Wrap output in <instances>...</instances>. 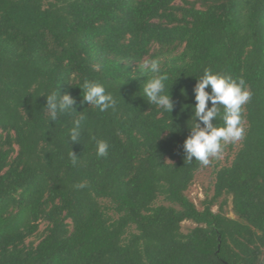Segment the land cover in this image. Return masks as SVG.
<instances>
[{"label":"trees","instance_id":"trees-1","mask_svg":"<svg viewBox=\"0 0 264 264\" xmlns=\"http://www.w3.org/2000/svg\"><path fill=\"white\" fill-rule=\"evenodd\" d=\"M205 68L242 78L251 99L244 138L198 210L185 193L203 165L184 141L203 128L193 89ZM160 75L171 112L143 94ZM85 81L116 103L85 101ZM52 90L75 101L56 121L44 110ZM0 264H264V0H0Z\"/></svg>","mask_w":264,"mask_h":264},{"label":"clouds","instance_id":"clouds-1","mask_svg":"<svg viewBox=\"0 0 264 264\" xmlns=\"http://www.w3.org/2000/svg\"><path fill=\"white\" fill-rule=\"evenodd\" d=\"M146 66L153 73L159 72V61L148 60ZM167 75L154 76L143 89V94L151 102L171 112L173 105L169 95L164 91ZM84 100L97 106L101 111L106 110L116 103L113 96L106 94L102 84L85 81L82 85ZM209 89V91H206ZM195 105L194 116L203 124H194L192 134L184 141V149L187 153V160L195 158L202 165H208L211 157H219L223 151V145L230 142H237L244 138L245 129L241 118L242 105L251 99V92L247 90L245 81L233 79L228 74L213 72L209 68L203 70L194 89ZM211 102V107L206 109V102ZM75 101L70 95H58L52 90L45 96L44 110L50 121H56L59 114H71ZM221 106L223 112H221ZM217 118L223 121V126H213L212 121ZM85 117L81 114L79 118L72 121L68 129L67 139L72 143L80 140L81 130ZM94 142L95 153L99 158L108 156L109 143L96 136H91ZM69 159L73 166L79 162V158L73 152H69ZM83 185H81L82 187Z\"/></svg>","mask_w":264,"mask_h":264},{"label":"rangeland","instance_id":"rangeland-1","mask_svg":"<svg viewBox=\"0 0 264 264\" xmlns=\"http://www.w3.org/2000/svg\"><path fill=\"white\" fill-rule=\"evenodd\" d=\"M184 2H192L198 7L201 0H173V4L178 6L184 5ZM239 146L240 141L224 144L223 151L220 156L218 158L211 157L209 164L203 165L194 174L192 184L186 191L185 195L198 210H201L202 201L205 198H210L212 196L215 172L219 168L230 164ZM212 210L214 212H217L218 204H216L212 208ZM223 212L227 217L233 218V214L231 212L230 199H228L227 205L224 206ZM194 226L195 225L191 222H183L181 224V231L183 233H186L189 229L193 228ZM45 227V223H39L36 232L26 240V244L35 246L42 238L45 231Z\"/></svg>","mask_w":264,"mask_h":264}]
</instances>
